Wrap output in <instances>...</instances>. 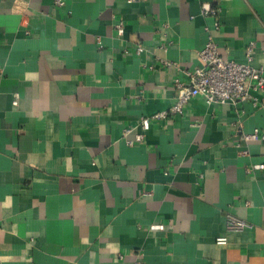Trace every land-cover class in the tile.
<instances>
[{
	"label": "crops",
	"instance_id": "obj_1",
	"mask_svg": "<svg viewBox=\"0 0 264 264\" xmlns=\"http://www.w3.org/2000/svg\"><path fill=\"white\" fill-rule=\"evenodd\" d=\"M63 3L0 0V264H264V170H246L264 146L242 139L264 132V91L122 133L172 106L205 29L263 66L264 0ZM227 213L248 227L226 233Z\"/></svg>",
	"mask_w": 264,
	"mask_h": 264
},
{
	"label": "built area",
	"instance_id": "obj_2",
	"mask_svg": "<svg viewBox=\"0 0 264 264\" xmlns=\"http://www.w3.org/2000/svg\"><path fill=\"white\" fill-rule=\"evenodd\" d=\"M55 6H63V0H52ZM133 2L135 0H127ZM219 10L211 8L208 4L202 6L203 15L218 16ZM114 29L118 36L123 35L122 22L114 23ZM215 30H219L220 24L216 20L213 24ZM163 28H167L163 25ZM207 40L203 48L198 52L197 59L200 66L186 72L188 81L184 82L177 78L174 81L173 89L175 91V101L172 106L163 112L153 114L148 117H141L138 125L141 128V134H136L134 139H129L128 134L133 129H124L123 137L125 143L129 146L142 143L147 132L153 122L166 120L175 115H181L185 106L195 97H201L208 106L222 105L227 103L237 104L250 100L254 106L257 105V99H253L251 92L264 91V65L258 68L251 67L248 64H241L230 59H227L219 51L213 35L210 30ZM254 43L250 42L245 49L246 59H251ZM136 54L143 52V46L138 45L135 49ZM165 67H175L170 63L163 62ZM2 70L0 67V79ZM18 103V94H14L12 104L16 106ZM242 139L246 142L259 141L264 146V132L259 133L258 129H254L249 134H242ZM247 172L264 170V164L249 166ZM248 227L245 220H242L230 213L225 215V231L226 233L238 232ZM151 230L163 231V225H153ZM216 244L226 245L227 237L220 236L216 239ZM138 264V263H135Z\"/></svg>",
	"mask_w": 264,
	"mask_h": 264
}]
</instances>
